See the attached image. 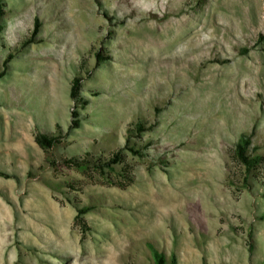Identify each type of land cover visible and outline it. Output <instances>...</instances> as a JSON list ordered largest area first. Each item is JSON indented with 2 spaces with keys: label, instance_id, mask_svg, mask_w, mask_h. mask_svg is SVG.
Returning a JSON list of instances; mask_svg holds the SVG:
<instances>
[{
  "label": "rangeland",
  "instance_id": "1",
  "mask_svg": "<svg viewBox=\"0 0 264 264\" xmlns=\"http://www.w3.org/2000/svg\"><path fill=\"white\" fill-rule=\"evenodd\" d=\"M187 26L204 37L187 60L131 47ZM8 54L0 264H154L151 247L176 264H264V160L246 174L234 158L250 135L264 159V0H6L0 72ZM76 77L88 105L70 129ZM212 105L225 128L206 135ZM37 133L60 143L44 151Z\"/></svg>",
  "mask_w": 264,
  "mask_h": 264
},
{
  "label": "trees",
  "instance_id": "2",
  "mask_svg": "<svg viewBox=\"0 0 264 264\" xmlns=\"http://www.w3.org/2000/svg\"><path fill=\"white\" fill-rule=\"evenodd\" d=\"M6 15V0H0V33L4 29V17ZM39 31V21L38 19L35 20L34 30L32 32V36L35 37ZM12 55L8 54L7 58L3 63V70L0 72V79L3 78L9 67V62L11 61ZM106 58L97 54V65H100ZM82 77H76L71 82L70 88V98L73 100L75 104V110L72 111V122L70 125V129H77L81 125L80 113L78 112L77 108L82 107L85 108L88 105V99L82 95L81 87H82ZM141 125H139L138 130L141 129ZM142 131V130H141ZM35 142L38 146L44 150L48 151L53 149L56 145L60 143V138L55 135H49L45 133H37L35 136ZM252 141L250 135H242L239 141L236 143L234 148V158L236 161L245 168L246 174L250 173L253 169L258 167L263 162V157L260 155L253 156L250 153ZM134 151V150H132ZM121 153L122 150L115 152L106 162H101V170L105 169V166L109 167L112 164H117L121 161ZM137 153V152H136ZM86 161H80L76 159H66L64 160V164L68 167H76V168H83L86 164ZM55 165V164H54ZM90 211L89 208H79L78 215L76 216V223L81 225L82 227L85 226V221L83 215ZM153 257H154V264H176V259L173 258L171 262H168L166 255L157 249L151 247Z\"/></svg>",
  "mask_w": 264,
  "mask_h": 264
},
{
  "label": "bare ground",
  "instance_id": "3",
  "mask_svg": "<svg viewBox=\"0 0 264 264\" xmlns=\"http://www.w3.org/2000/svg\"><path fill=\"white\" fill-rule=\"evenodd\" d=\"M141 2V1H140ZM128 5H130V4H128ZM134 5H136L135 3H134ZM147 5V4H146ZM138 6H140V8L143 6V3H140V4H138ZM134 7V6H133ZM137 7V6H136ZM139 11H140V9H139ZM178 22V21H177ZM193 23V22H192ZM171 24V23H170ZM184 25V24H183ZM176 26V25H175ZM177 26H178V24H177ZM191 26H193V25H191ZM191 26H190V28H191ZM170 28H171V26H170ZM179 29L175 32L176 33V38L177 39H174V41L173 40H170L169 41V39L167 40V41H165V42H163L161 45H157L156 43H152L151 41H145V40H138V42L139 43H135L136 45H131V47H133V49H134V52L135 53H137V55H139L138 57H140V55H146V53H149L151 56V58H153L154 60H173V59H175V60H187V59H185V53H187V51L189 50V48H190V45H192V43L193 42H196V41H202L203 40V38H201V36H200V32H199V30H197V28H193L192 27V29H190V28H188V26H187V28H184V27H182V28H180V27H178ZM174 36V35H173ZM168 38V37H167ZM176 40H179L180 42V47H179V49H176V50H173L172 52H170L169 54H165L164 53V49L165 48H170V47H172L173 46V44L175 43V41ZM200 43H202V42H200ZM176 45V44H175ZM155 46H157V47H155ZM178 47H176V48H178ZM185 48L187 49V50H185ZM154 49H156V51L154 52ZM151 52V53H150ZM189 54H190V52H189ZM64 57V56H63ZM184 68H181V67H179L178 69H177V73L182 77V74H183V76L185 75V71L183 70ZM184 78H185V82L183 83H181V80H179L178 81V83H177V87H178V85H185L187 82H188V80H189V76L187 75V76H184ZM175 81V80H174ZM225 103V102H224ZM226 104V103H225ZM211 107V108H210ZM209 108H206V110H204V112L202 113V118H204V121L202 122V124H203V127L205 128V127H208L209 126V123H208V121L206 120V119H208L209 121H211V120H213L214 122H216V126H214V127H211L210 126V128H209V131L206 133V135H209L210 133H212V131L214 132V131H219V130H224V126L222 125V123H221V121H222V118L224 117H222V115L221 114H223V113H221L220 114V112L218 111V110H215L216 108H214L213 107V105L212 106H210ZM220 107V106H219ZM237 107V106H236ZM227 108V107H226ZM222 109L223 108H221V111H222ZM224 111V110H223ZM234 111V110H233ZM226 113V112H225ZM233 113V112H232ZM225 115V114H224ZM229 115V114H228ZM227 117V116H226ZM237 119V118H236ZM231 120V119H230ZM224 121H226V118H225V120ZM227 123V122H226ZM225 125H227V124H225ZM231 125V124H230ZM229 126V125H228ZM213 135H214V133H212ZM220 134V133H219ZM210 137H212V136H210ZM206 139V138H205ZM210 140L211 141H214V139L213 138H210ZM212 143V142H211ZM213 144V143H212ZM147 185V184H146ZM143 190V189H142ZM151 192V191H150ZM158 192V191H157ZM143 193V192H142ZM152 193V192H151ZM161 193V192H160ZM145 195H146V193H145ZM158 195V194H157ZM160 196V195H159ZM158 196V197H159ZM162 196V195H161ZM157 197V196H156ZM144 198H147V197H144ZM155 198V197H154ZM159 198H162V197H159ZM149 199V198H148ZM150 201V200H149ZM148 201V202H149ZM153 201V200H152ZM144 202H145V200H144ZM153 204V203H152ZM156 211V210H155ZM145 220V219H144ZM145 222V221H144ZM149 232V231H148Z\"/></svg>",
  "mask_w": 264,
  "mask_h": 264
}]
</instances>
